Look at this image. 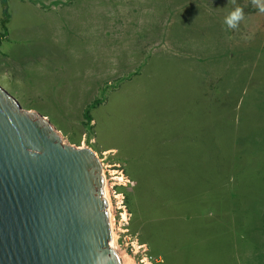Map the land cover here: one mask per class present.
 Here are the masks:
<instances>
[{"label":"rangeland","instance_id":"obj_1","mask_svg":"<svg viewBox=\"0 0 264 264\" xmlns=\"http://www.w3.org/2000/svg\"><path fill=\"white\" fill-rule=\"evenodd\" d=\"M0 85L109 167L122 264H222L212 212L262 202L264 13L254 0H0ZM260 232L224 239L233 264H264Z\"/></svg>","mask_w":264,"mask_h":264},{"label":"water","instance_id":"obj_2","mask_svg":"<svg viewBox=\"0 0 264 264\" xmlns=\"http://www.w3.org/2000/svg\"><path fill=\"white\" fill-rule=\"evenodd\" d=\"M100 158L0 85V264H122Z\"/></svg>","mask_w":264,"mask_h":264},{"label":"crops","instance_id":"obj_3","mask_svg":"<svg viewBox=\"0 0 264 264\" xmlns=\"http://www.w3.org/2000/svg\"><path fill=\"white\" fill-rule=\"evenodd\" d=\"M47 116V115H45ZM252 214V216H250ZM260 232L262 235V243H264V197L262 202L257 207L252 208H237L233 207L232 210H221L220 213L211 214V239L210 249L213 256L216 255V259H220L219 263L233 264L236 258L234 249H231L230 245L225 241L235 242L245 237H249L252 231ZM250 231V232H249ZM239 234V236H237ZM249 234V235H248ZM247 235V236H245ZM236 237V240L232 239ZM231 239V240H230ZM209 254L210 250H200ZM197 253V252H195Z\"/></svg>","mask_w":264,"mask_h":264},{"label":"clouds","instance_id":"obj_4","mask_svg":"<svg viewBox=\"0 0 264 264\" xmlns=\"http://www.w3.org/2000/svg\"><path fill=\"white\" fill-rule=\"evenodd\" d=\"M254 2L257 4L258 11L264 13V0H254ZM242 18V9L236 7L225 16L224 24L227 25L228 28L234 29L237 27Z\"/></svg>","mask_w":264,"mask_h":264},{"label":"bare ground","instance_id":"obj_5","mask_svg":"<svg viewBox=\"0 0 264 264\" xmlns=\"http://www.w3.org/2000/svg\"><path fill=\"white\" fill-rule=\"evenodd\" d=\"M78 148H83V147H78ZM102 164V163H101ZM104 167L106 168V167H108V166H104L103 164H102V173H103V175H104V179H105V185H104V193H105V198H106V200L108 201V210H109V213H110V220H111V229H112V232H113V240H112V246L114 247V245H115V233H114V228H113V218H112V211H111V209H112V203H111V199H110V196H111V198H112V193H110L109 192V187H110V184L108 183V181L106 180L107 179V176H106V174H105V171L106 170H104ZM109 168V167H108ZM111 188V187H110ZM114 198H118V196H115ZM125 215V214H124ZM115 242V243H114ZM114 244V245H113ZM127 262H128V260H126Z\"/></svg>","mask_w":264,"mask_h":264},{"label":"trees","instance_id":"obj_6","mask_svg":"<svg viewBox=\"0 0 264 264\" xmlns=\"http://www.w3.org/2000/svg\"><path fill=\"white\" fill-rule=\"evenodd\" d=\"M3 5H5V1L2 2ZM5 7V6H4ZM4 14V19H3V26L4 28L6 29V24L7 22L9 21V18H10V15H9V12L7 11V9H5V11L3 12ZM97 104V102L95 104H93L91 106L94 107L95 105ZM86 118H88L89 120L91 119L90 115H89V109L87 110V113H86ZM161 227H166V224H161ZM172 249H177L179 250L180 249V244L179 243H176V245L172 248ZM176 259H178L177 257H174L173 260L175 261Z\"/></svg>","mask_w":264,"mask_h":264}]
</instances>
